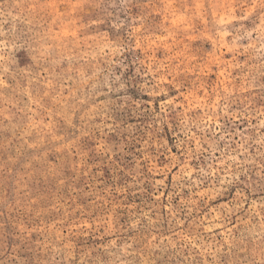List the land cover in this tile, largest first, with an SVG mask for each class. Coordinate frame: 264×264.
I'll return each instance as SVG.
<instances>
[{
  "label": "rangeland",
  "instance_id": "obj_1",
  "mask_svg": "<svg viewBox=\"0 0 264 264\" xmlns=\"http://www.w3.org/2000/svg\"><path fill=\"white\" fill-rule=\"evenodd\" d=\"M0 264H264V0H0Z\"/></svg>",
  "mask_w": 264,
  "mask_h": 264
}]
</instances>
